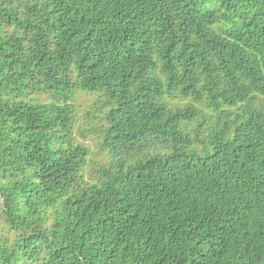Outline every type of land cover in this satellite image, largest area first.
Here are the masks:
<instances>
[{
    "label": "trees",
    "instance_id": "obj_1",
    "mask_svg": "<svg viewBox=\"0 0 264 264\" xmlns=\"http://www.w3.org/2000/svg\"><path fill=\"white\" fill-rule=\"evenodd\" d=\"M0 264H264V0H0Z\"/></svg>",
    "mask_w": 264,
    "mask_h": 264
},
{
    "label": "rangeland",
    "instance_id": "obj_2",
    "mask_svg": "<svg viewBox=\"0 0 264 264\" xmlns=\"http://www.w3.org/2000/svg\"><path fill=\"white\" fill-rule=\"evenodd\" d=\"M82 97H83L84 102L86 104L83 106V108L81 110V115H79L78 128L87 122L84 114L91 110L92 103L95 101V96H93V95H91V96L90 95H87V96L84 95ZM82 142H85L86 144H88L91 147L92 154H91L90 161L106 162L108 160L107 152L100 149V144L98 142V139L94 135L90 136L89 139H86L85 141H82Z\"/></svg>",
    "mask_w": 264,
    "mask_h": 264
}]
</instances>
